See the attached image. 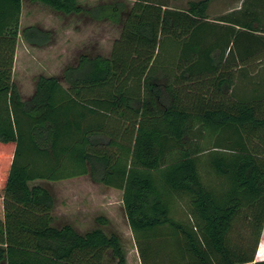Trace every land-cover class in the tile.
<instances>
[{
    "label": "trees",
    "instance_id": "1",
    "mask_svg": "<svg viewBox=\"0 0 264 264\" xmlns=\"http://www.w3.org/2000/svg\"><path fill=\"white\" fill-rule=\"evenodd\" d=\"M23 1L122 28L108 57L81 54L60 79L37 77L27 101L10 82L12 60L1 67L0 144L12 160L1 172L0 264H127L117 234L53 226V197L33 184L80 177L121 192L140 264H264L254 261L264 224L255 162L264 156V23H243L242 7L209 21V0L184 11L0 0V54L11 58ZM203 24L213 32L188 42ZM20 35L35 47L51 41L36 26ZM209 130L230 131L235 147H201Z\"/></svg>",
    "mask_w": 264,
    "mask_h": 264
},
{
    "label": "rangeland",
    "instance_id": "2",
    "mask_svg": "<svg viewBox=\"0 0 264 264\" xmlns=\"http://www.w3.org/2000/svg\"><path fill=\"white\" fill-rule=\"evenodd\" d=\"M136 1L146 5L164 6L163 9L184 11L189 2L202 0H77L79 5L85 9L114 2L124 3L128 9ZM241 7L242 11L239 12L240 15L238 16L243 23H248L252 29L264 28L261 27V24L258 25L259 20L264 23V0H209L205 16L209 21H213L215 18L233 19L236 14L227 16L226 14L240 10ZM149 10L152 12L153 9L150 8ZM31 25L42 29V31L50 32L52 42L44 48L34 49L27 47L20 37L15 76L21 84L19 90L25 96L32 93L33 84L38 75H59L64 68L74 66L81 54L107 57L122 28V23L114 24L107 20L94 21L84 14L65 16L39 4L23 1L20 30ZM213 30L211 25L203 24L191 33V38L187 41L190 43L202 41L207 32L212 33ZM205 134V138L199 143L201 147L211 145L223 149L235 147L230 131L213 133L209 130ZM211 157L213 159L214 153L209 157L207 156L206 160L210 161ZM210 177L215 179L212 174ZM48 188L54 200V207L51 212L53 226L59 228L64 224H69L79 234L96 227L101 228L105 234L115 233L120 237L127 263H138L139 259L133 236L120 207V195L118 193H112L101 185H92L89 177L69 179L64 183H53ZM180 207L178 206V213H180V209L181 211L183 209ZM178 216L180 218L182 215L179 214ZM98 217L106 219L107 225L99 226L95 221ZM240 232L241 224L235 223L231 237L236 239ZM166 250L169 252V248ZM173 261L170 260L168 263Z\"/></svg>",
    "mask_w": 264,
    "mask_h": 264
},
{
    "label": "crops",
    "instance_id": "3",
    "mask_svg": "<svg viewBox=\"0 0 264 264\" xmlns=\"http://www.w3.org/2000/svg\"><path fill=\"white\" fill-rule=\"evenodd\" d=\"M31 4H35V3H31ZM21 5L23 6V2H22ZM237 8H238V6H237ZM53 12H55V11H53ZM55 13L62 14V13H59V12H55ZM65 16H67V15H65ZM20 18H21V12H20V17H19V33H18V36H17V40H16V44H15V49H14L12 58H11L10 50L9 49L8 50L3 49V51L0 54V71H2V69H1L2 66L6 68V66L8 65V63L10 62V60H12L11 70H10V72H11L10 82L13 85H15V87L17 88V91L19 93V96H20L21 100L22 101H27V100H29V98L34 93L36 80H35V82L33 84V90H32V93L30 95L25 96L19 90V87H20L21 84L17 81L16 76H15V72L17 70V58H18V53H19V41H20V37H21V35H20V31H21L20 30ZM31 26H34V25H31ZM64 33L66 34V32H64ZM51 38H52V36H51ZM50 42H52V40ZM26 45H27V47H30V48L40 49V48L46 47L48 44H46L44 46H41V47H35V46L28 45V44H26ZM110 52H111V50H110ZM110 52H109V55H110ZM61 75H62V73H60L59 75H50V76H45V77H56V78H59L60 79L61 78ZM39 76H43V75H38V77ZM60 83L62 84L63 87L66 88V84L64 82H62V80H60ZM262 132H264V129L262 130ZM238 139L239 138H237V140ZM249 142L251 143L250 144L251 147H257V141L253 137L250 138V141ZM256 157H257V159L255 161L256 162V165L258 166V168L260 169V171H262L264 173V156L257 155ZM11 160H12V152L10 151V149H5V147L0 144V187H2L3 186V183H4V175H1L2 174L1 172L2 171L3 172L5 171L6 167H8V165L11 162ZM222 180L223 179H221V182H223ZM263 180H264V176L262 178V181ZM66 181L67 180H62V181H58V182H49V181H45V180H36L33 184H39V185L43 186L44 188H46L49 191L48 186L50 184H53V183H64ZM93 184L94 185H98V184H95V183L92 182V185ZM107 190L108 191H111L112 193L115 192V194L118 193V195H120V203H121V192L120 191H117V190H114V189H110V188H108ZM112 193H111V195H112ZM107 194H110V193L107 192ZM120 207L122 208V205H120ZM254 261H264V224H263V230H262V233H261V236L259 238V242H258V245H257V248H256V252H255V255H254ZM127 264H130V263H127ZM137 264H140L139 261H138ZM248 264H251V263H248Z\"/></svg>",
    "mask_w": 264,
    "mask_h": 264
}]
</instances>
